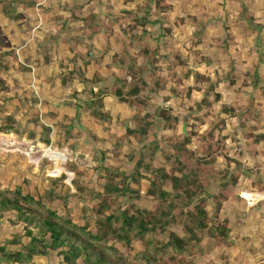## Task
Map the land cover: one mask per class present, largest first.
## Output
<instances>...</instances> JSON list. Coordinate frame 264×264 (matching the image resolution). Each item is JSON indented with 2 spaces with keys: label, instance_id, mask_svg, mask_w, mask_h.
<instances>
[{
  "label": "rangeland",
  "instance_id": "obj_1",
  "mask_svg": "<svg viewBox=\"0 0 264 264\" xmlns=\"http://www.w3.org/2000/svg\"><path fill=\"white\" fill-rule=\"evenodd\" d=\"M20 2L28 7L33 37L24 49L30 71L14 89L20 100L27 92L34 103L20 120V134L0 137V189L67 195L58 212L81 224L84 207L102 192L101 168L120 165L129 173L131 160L141 156L142 145L124 139L127 129L140 125L138 108L112 94L118 80L130 81L128 68L141 69L148 85L140 94L147 100L142 114L154 118L148 143L160 148L152 165L169 170L165 155L190 138L184 157L190 168L209 162L200 167L209 215L214 196L234 183L220 212L230 230L226 241L204 242L186 254L188 261L264 264V0ZM95 77L96 83H84ZM92 89L102 91L104 123L87 108ZM162 108L175 119L172 126ZM46 138L48 145L41 141ZM146 191L142 181L141 198L124 200L122 211L131 204L149 210ZM172 229L182 235L180 227ZM16 231L4 219L0 242ZM60 260L51 253L35 264Z\"/></svg>",
  "mask_w": 264,
  "mask_h": 264
},
{
  "label": "trees",
  "instance_id": "obj_2",
  "mask_svg": "<svg viewBox=\"0 0 264 264\" xmlns=\"http://www.w3.org/2000/svg\"><path fill=\"white\" fill-rule=\"evenodd\" d=\"M20 1L13 0L12 3L21 6L23 3ZM20 17L17 15V19ZM0 46L9 45L2 41ZM22 52V61L15 59V68L19 73H26L30 71L29 62L26 52ZM4 57L5 54L0 56L1 73L9 70L6 64L2 65ZM141 73V69L128 68L130 81L118 80L112 90L119 104L137 107L139 111L140 125L127 129L124 137L142 145L140 158L131 160L132 165L134 162L132 171L124 172L120 165L101 168L102 192L94 195V204L84 207L81 224L70 215L58 212L59 206L66 208L67 195L54 191L36 195L21 187L0 189V223L5 219L10 228L17 229L11 237L0 242V264H35L37 258H48L51 253L61 258V264H191L186 256L191 249H203L204 242L218 246L226 241L230 230L220 212L231 195L228 187H233L234 183L232 186L225 183L214 196L215 210L209 215L206 186L200 178L201 165L209 162L197 161L190 168L188 159H184L190 138L186 137L183 143L174 145L175 154L165 155L169 170L152 165L160 148L154 141L148 143L154 133V118L148 113L142 114L147 100L140 94L148 85L139 76ZM96 82V77L84 81L86 84ZM0 84L1 91L7 94L8 86L1 78ZM26 94L22 93L21 100L17 93L12 99L1 100L0 135L13 134L16 137L20 134V120L27 118L31 110L29 104L33 102L26 98ZM90 94L92 98L87 108L91 110V118L99 123L106 122L108 113L103 111L104 103L99 97L102 91L92 89ZM22 109H25L24 115L20 114ZM161 111L165 123L172 126L175 119L166 109ZM42 127L44 131H50ZM41 141L49 144L48 138ZM146 144L149 145L145 147ZM142 181L147 182L146 196L152 201L151 208L141 209L131 204L122 211L124 200L141 198ZM175 226L181 228L182 235L172 229ZM155 234L163 235L164 240L151 238Z\"/></svg>",
  "mask_w": 264,
  "mask_h": 264
},
{
  "label": "crops",
  "instance_id": "obj_3",
  "mask_svg": "<svg viewBox=\"0 0 264 264\" xmlns=\"http://www.w3.org/2000/svg\"><path fill=\"white\" fill-rule=\"evenodd\" d=\"M13 0H0V43L4 41L9 46H0V56L5 54L4 61L2 65L5 64L9 67V70L5 73H1L0 78L8 86V93L5 94L1 91L0 84V102L4 98L12 99V93L15 95V84L18 77L22 76L23 73H19L15 67H17V62L15 59L22 61L23 50L30 46V41L33 37V26L28 28V8L24 7L22 10L12 3ZM21 13V14H20ZM24 13V14H22ZM21 15L17 19V15ZM29 29V31H28ZM13 53V55H12ZM27 57V55H25ZM1 69V60H0ZM13 95V96H14ZM3 135H0V137ZM8 226V224L6 223ZM9 227V226H8ZM10 228V227H9ZM14 234V233H12Z\"/></svg>",
  "mask_w": 264,
  "mask_h": 264
}]
</instances>
